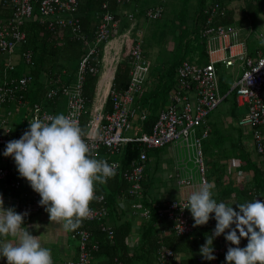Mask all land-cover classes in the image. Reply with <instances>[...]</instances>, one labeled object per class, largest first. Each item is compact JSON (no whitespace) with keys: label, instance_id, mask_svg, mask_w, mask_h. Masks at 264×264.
Masks as SVG:
<instances>
[{"label":"built area","instance_id":"built-area-1","mask_svg":"<svg viewBox=\"0 0 264 264\" xmlns=\"http://www.w3.org/2000/svg\"><path fill=\"white\" fill-rule=\"evenodd\" d=\"M111 3L120 5L123 0H103L94 39L90 41L83 32L77 13L79 0L1 1V6L7 10L9 17L0 20V56L6 57L0 71V147H2L0 148V182H7L15 167L14 159L3 155L7 143L19 139L28 130L29 121L34 117L38 116L41 120L47 121L48 117L55 116L52 110L46 107V102L55 103V108L60 102H64V115L71 116L82 128L81 119L86 112L87 104L83 95V84L86 74H92L97 76V82L91 101L89 121L84 129L87 133L85 140L91 148L93 157L114 165L116 174L121 172L122 179L127 184L117 201V214L122 216L123 213L125 217L147 222L151 218L148 206L144 204V201H147V204L158 208L157 228L161 235L187 237L204 226H208L212 235L216 225L214 213L210 214L206 225L193 227L194 220L191 213L184 207L187 205L188 196L193 191H197L204 182H208L202 149V141L208 136L206 117L221 104L224 98L219 93L215 64L221 63L228 68L236 61L239 63L241 75L234 81L231 89L235 90L236 105L245 107L246 112L238 125L251 131L253 149L264 157V55L260 50H256V57L252 58L243 43L226 44L227 38L236 36L237 33L233 27L217 25L216 20L224 15L226 9L221 8L220 2L214 1L200 31V38L205 41L206 52L209 54L208 63L205 65L187 61L181 63L176 69V86L169 94L168 105L159 113L150 132H145L141 124L146 120L147 112L136 106L135 101L145 93L147 82L145 74L149 69L141 53V40L131 37L129 30L114 38L115 40L123 37L120 51L125 42L130 43L128 54L132 66L129 72V85L120 92L112 88L120 54L113 57L108 64L105 58L106 54L109 56L107 49L112 41L110 37L119 30L122 23L121 19L116 18L111 12ZM36 11L41 26L48 31L56 32L57 35L70 32L71 40L83 44L86 54L78 64L73 81L65 83L57 77L48 82V90L44 93L42 101L34 103L30 109L27 127L17 133L18 129L9 125V118L12 116V109L26 106L24 94L32 84L33 77L26 71L21 75H16L15 72L22 65L30 66L33 61V52L20 50V47L26 43V28L30 22L36 20L34 16ZM121 14L127 21L133 19L132 13ZM144 17L148 21L161 19L162 7L148 8ZM257 40L264 45V33H260ZM214 41L219 43L217 50L211 48V43ZM105 72H109V78L101 85ZM108 99L112 104V110L110 113H105ZM135 126L136 131L133 135H127ZM127 143L138 144L140 154L128 168H121L120 161L112 158L119 156L121 148ZM165 147L172 149L173 156L178 155V159H175L178 165L170 174L177 193L162 202L160 207L159 202L162 199L155 200L152 196H144L142 184L148 169L147 152ZM101 151H104L103 155L100 154ZM188 163H191L193 168L187 167ZM8 186L21 192L20 200H17L14 208L17 213H27L24 220L43 212L44 207L39 204V194L31 189L25 179H14ZM95 195L98 206H90V215L83 220L104 222L101 230L108 240H112V226L106 223L109 211L105 205V197L97 195L96 192ZM248 198V202L255 199L264 201V195L251 192ZM214 199L218 203L231 204L230 200L226 202L216 197ZM228 231L229 229H226L225 233L213 239L214 260L204 259L200 251L196 255L186 256L163 246L156 253V264H175L182 256L193 257L195 264H226L227 249L234 247L225 240ZM74 236L77 241L76 258L64 263L53 262V264H90L93 253L97 250V244L90 243L91 232L85 228H78ZM126 242L128 244V240ZM246 245L247 242L240 241L239 247L243 248Z\"/></svg>","mask_w":264,"mask_h":264},{"label":"trees","instance_id":"trees-1","mask_svg":"<svg viewBox=\"0 0 264 264\" xmlns=\"http://www.w3.org/2000/svg\"><path fill=\"white\" fill-rule=\"evenodd\" d=\"M80 6L78 9V15L83 32L86 34L87 38L92 41L94 39V32L96 30L98 20L101 12V4L103 0H79ZM214 1L220 2L221 8H225L226 11L224 15L216 20L217 25H222L224 27H232L235 20V12L229 9L227 4L231 0H195L192 14L186 15L188 12V0H173L169 3L166 0H123V3L118 5L115 3L110 4L111 12L116 16V18L121 19V27L117 32L112 33L110 39L112 40L108 46L106 54L107 64L112 60L113 57L119 55L121 46L123 43V37L113 40L117 35H121L126 31H130V36L135 38L136 32L141 30L142 25L139 22L138 14L144 16L145 11L148 8L162 7V17L164 16V11L169 5L171 8H175V15H177L179 20H182L180 25L183 29L180 30L175 38L179 40L177 44V54L169 59L165 60L163 63L162 72L151 70L150 80H147L145 86V93L141 98L135 101V105L144 109L147 112V118L142 122V128L145 132H150L154 122L156 121L159 113L166 108L168 105V97L176 86L175 74L176 69L181 65L182 62L187 61L193 64L205 65L207 64V54H206V44L205 41L200 38V31L202 30L206 18L208 16V10ZM243 4L241 5L242 14L247 19H256L260 13V7L262 5V0H241ZM180 6H182L180 8ZM191 7V5H189ZM165 8V9H164ZM0 9L3 14H0V20L9 17L7 10L3 9L0 3ZM178 9V10H177ZM177 10V11H176ZM122 12L132 13L133 19L127 21L121 14ZM191 13V12H190ZM1 16H4L1 18ZM36 18L35 21L30 22L27 25L26 33L27 39L26 43L20 47V50H31L34 54L33 61L28 67H19L15 74L21 75L25 71L31 77H33L32 84L28 87L24 94L26 106H27V117L30 113L32 105L36 102H40L43 99L44 93L48 90V82L52 79L60 77L65 83H70L75 79L76 70L80 60L85 56V47L83 44L77 41L71 40L70 32H65L64 34L48 31L46 28L41 26L38 22V13H34ZM141 16V15H140ZM161 17V19H162ZM145 18V17H144ZM146 19V18H145ZM158 19V20H161ZM147 20V19H146ZM153 20V22L158 21ZM148 21V20H147ZM185 26V29H184ZM140 39V38H138ZM176 40V41H177ZM126 44L120 54L119 62L115 69L114 79L112 82V88L116 91H124L129 85V72L132 66V61L129 59L128 49L126 50ZM130 44V43H129ZM128 44V45H129ZM264 45L258 46L256 50H260L264 55ZM256 50L250 52V57L256 56ZM143 58L144 54L141 49ZM220 65H216L215 70L218 75L219 93L223 98L222 102L226 103V108L229 112L230 121H209V115L206 117V125L208 126V136L202 141V149L204 153L205 168L207 171V180L211 183V178L215 174L214 168L217 171L226 175L229 180L230 187H226V182L224 180L223 189H216L217 193H214V197L220 201H229L233 208L236 207L235 204L248 202V195L251 192L257 195H264V157L257 154L253 149V144L251 147L247 145V137H244L246 133L251 131L247 128L240 127L238 125L239 120L244 116L246 108L241 110L240 107L236 105L235 90H231L232 87V77H224L219 73ZM226 71V70H225ZM227 72V71H226ZM106 76L102 78L101 85L104 84L107 78H109V72H105ZM97 76L92 74H86L84 84H83V95L86 98V112L82 117V128L83 130L87 126L90 115V107L92 97L94 95V90L96 87ZM221 102V103H222ZM55 103L46 102V107L49 110H54ZM217 109V108H216ZM112 110V104L110 100L106 102L105 113H110ZM27 121V120H26ZM22 129L17 130V133ZM252 140V138H251ZM2 148V147H0ZM157 150H150L147 152L148 163L147 172L142 184L143 194L146 197H150L149 189L153 186L155 180L152 178V174L155 175L157 170V156H150L149 152ZM101 155L104 151L100 152ZM140 154V147L136 143H127L121 148V153L118 156L121 163V168H128L133 160H136ZM177 154V153H176ZM219 158H217V157ZM114 156L112 159H115ZM222 160L219 163V159ZM178 155L173 156V168H175L178 163L176 160ZM116 160V159H115ZM229 162H235V167H230ZM191 163L187 164V167ZM16 168V166L14 167ZM189 168H193V165ZM224 168V171L221 170ZM13 173L7 182H0V196L16 195V198L20 200L19 191H15L8 186L9 182L14 179H24L19 176L17 169H13ZM173 170V169H172ZM172 172V171H171ZM168 179L173 181L170 178ZM233 175L240 176L241 182L238 184L234 183L235 178ZM219 178L215 180L219 183ZM174 183V181H173ZM215 185V183H214ZM127 184L122 179L121 172L116 174L114 177L109 178L105 184H96L95 192L97 195H103L105 197V205L108 208L109 217L119 221L124 216V221L121 223H116L112 226L113 229V239L108 240L104 232H102V223L98 222H86L82 221V225L79 228L88 229L91 232V244H97V250L93 253V256L101 260L106 261V264H156V253L161 247H167L172 249L178 254H192L196 255L205 243L206 236H211L208 230V226L199 228L193 232L190 236L176 238L169 235H161L157 228L158 218H157V207H152L144 201V204L148 206L151 218L147 222H141L140 231L137 236V245L132 249L127 244V239L132 234V219L119 216L116 212L117 201L121 194L124 192ZM168 189V187H166ZM176 188V185H175ZM171 189V188H170ZM170 189L166 193L170 192ZM177 189V188H176ZM214 191V190H213ZM154 199L160 200V207L165 200L169 199L170 196H153ZM154 200V202H156ZM157 200V203H158ZM157 205V206H159ZM91 207H96L98 204L95 200L90 203ZM139 221V220H135ZM75 231H72L74 234ZM242 242H247V239H241ZM175 264H195V259L193 257L186 258L181 257L179 261Z\"/></svg>","mask_w":264,"mask_h":264},{"label":"clouds","instance_id":"clouds-1","mask_svg":"<svg viewBox=\"0 0 264 264\" xmlns=\"http://www.w3.org/2000/svg\"><path fill=\"white\" fill-rule=\"evenodd\" d=\"M86 135L71 116L58 114L47 121L37 116L19 139L7 143L3 153L14 159L19 176L39 194L49 221L61 223L66 232L81 227L90 215V203L97 199L96 184H105L116 174L114 165L93 157ZM214 187L204 182L184 207L191 213L193 227L206 225L214 213L215 229L206 236L200 254L214 260L213 239L229 229L225 240L234 247L227 249L226 264H264V201L235 204L236 210L214 199ZM26 215L5 209L0 196V257L6 264H53L51 250L22 226ZM241 239H247L243 248Z\"/></svg>","mask_w":264,"mask_h":264},{"label":"rangeland","instance_id":"rangeland-1","mask_svg":"<svg viewBox=\"0 0 264 264\" xmlns=\"http://www.w3.org/2000/svg\"><path fill=\"white\" fill-rule=\"evenodd\" d=\"M163 1V0H160ZM169 3H171L173 0H166ZM262 2L264 3V0H262ZM189 5H191V7L188 5V12L186 15L192 14L193 12V7L195 0H188ZM243 4V1L241 0H231V2L229 4H227L229 9H232L235 12V20H236V26L242 24L245 21V18L242 14V10L241 9V5ZM182 6H180L181 8ZM165 9V8H164ZM260 13H259V17L256 19H247L246 23H247V30H243L241 32V37L246 41H248V46L250 48V51H252L253 49L256 50V48L258 46H263V42H261L260 40H257V37L260 35V33H264V6L261 5L260 7ZM178 10V9H177ZM176 10V11H177ZM175 8H171V6L169 5V7H167L164 11V16L162 17L161 20L158 21H147L144 16L142 14H138V19L140 24L142 25L141 30H139L138 32H136V34L134 35V37L140 38L141 40V49L143 51L144 54V59L146 62V66L149 70L146 71L145 77H146V81L150 80L152 77L150 76L151 74V70L152 72H154L153 69L157 68L156 71H159V73L162 72L163 67H165V64L163 63L165 60L169 59L170 57L175 56L178 52H177V42L179 40H177L175 38V35H177V33L182 30L183 28L180 27L183 26L181 23L182 20H179L177 15H175ZM191 12V13H190ZM141 15V16H140ZM190 16V15H189ZM185 29V26H184ZM249 33V35H248ZM177 40V41H176ZM129 44V42H127ZM128 44L126 45V50L129 48ZM264 49V48H262ZM121 54V51L120 53ZM256 57V56H255ZM254 56L252 58H255ZM6 57L0 56V71H1V67L3 62L5 61ZM24 66L22 65V68ZM219 73L221 75H223L224 77H228L230 76V72H226L223 70V68L219 69ZM239 75H241V71H239ZM218 76V75H217ZM147 85V84H146ZM145 85V86H146ZM61 103V102H60ZM64 103V102H63ZM27 109V106L24 107ZM59 110H61V106L59 108ZM24 109H21L19 114H13L11 122L15 124L16 129H24L27 127V121L22 120V114L24 113ZM60 114H63V112H61ZM229 112L226 108V103L222 102L217 109H215L212 113H210L209 115V121H217L221 122V121H226L227 123L230 121V117H229ZM11 123V124H12ZM136 131V126L133 128V130L129 131L127 133V135L131 136L133 135V133ZM150 156H156V154H158L157 158V170L158 172L155 173V175L152 174V178L153 180H155V182L153 183V186H151V188L149 189V194L150 197L152 196H156L159 198V195L155 194L156 189L159 188L160 192L162 194V196H166L163 192L167 191L166 186H168V190L170 189V187L172 189L175 188V183H173V181H171L170 179H168L169 173H171L172 169H173V153H172V149L170 147H165L163 149H159L157 152L151 151L149 152ZM217 157V156H216ZM219 158V157H217ZM116 160H119V157H115ZM222 160V158H220L218 161L220 163V161ZM223 164H224V160H222ZM235 162H229L230 167L233 166ZM191 166V164H190ZM189 166V167H190ZM165 170V171H164ZM215 170V174L212 176L211 178V183H215V187H214V193L216 192V189H223V184H224V180L226 182V187L229 188V180L227 177V168H225V172L226 175H224V172L219 173V171H217V168H214ZM222 171H224V168H221ZM234 183L238 184L239 182H241V177L237 176V175H233V178H235ZM219 178V183H216L215 180ZM176 190V189H174ZM173 190V191H174ZM172 192V191H170ZM108 220V219H107ZM106 220V223H107ZM122 221H124V217L122 219L119 218V221H117L118 223H121ZM116 222L114 220V218L110 219V223H108V225H115Z\"/></svg>","mask_w":264,"mask_h":264},{"label":"crops","instance_id":"crops-1","mask_svg":"<svg viewBox=\"0 0 264 264\" xmlns=\"http://www.w3.org/2000/svg\"><path fill=\"white\" fill-rule=\"evenodd\" d=\"M2 0H0L1 3ZM262 5L264 6V3L262 2ZM0 14H3V11H1L0 9ZM4 16H1V18ZM259 17V14L257 16V18ZM236 23H234V25L232 26L235 30L237 35L236 36H230L227 38V42L226 44H237V43H243L244 46L247 48V52L250 55V48L248 46V41H246V39L244 40L241 36V32L243 30H247V23L246 20L240 24L239 26L235 25ZM249 35V33H248ZM118 35L115 37L117 38ZM114 40V39H113ZM211 48L214 50H217L219 48V43H217L216 41H214L213 43H211ZM255 50V49H253ZM207 54V63L209 60V54L206 52ZM216 65H220V68H223V70L230 72V76L232 77V86L234 84V81L236 79L239 78V71H241V67L239 65V63L236 61L235 64L231 67H225L223 64L221 63H217ZM219 68V69H220ZM232 88V87H231ZM61 106V110H59ZM24 109V113L22 114V120L25 121L27 120V113H26V109L25 108H21V107H16L14 109H12V116L13 114H19L20 110ZM54 110H52V112L54 113V115H58L61 112H63L64 114V103L61 102L58 104L57 108H53ZM241 110H243V107H240ZM12 116H10L9 118V125L12 127H16L14 123L11 122ZM12 123V124H11ZM18 128V127H16ZM244 137H247V145L249 147H251V143L252 140L250 137V133H246L244 135ZM173 153V152H172ZM16 166V165H15ZM13 169H17V168H13ZM165 171V170H164ZM168 187V186H166ZM171 188V187H170ZM176 189V188H174ZM174 189H170V191H172V193H166L163 192L165 195L168 196H173L176 195V190ZM168 190V189H167ZM174 190V191H173ZM155 194L159 195L160 197L162 196L160 189L157 188ZM3 202H4V207L5 209L7 208H13L15 211L16 209L14 208V204L17 202L16 195H7V196H3ZM110 219H112V217H109V219L107 220V224L110 223ZM115 220V219H114ZM117 223V221H115ZM23 227H25L30 234L37 236V238L39 239L41 246L48 248L51 250V256H52V260L53 262L56 263H64L67 262L69 260H74L76 258L77 255V241L76 238L74 236V234L72 233V231L70 232H66L63 229V226L61 223H57L54 221H49V215L48 213L45 211V208L43 210V212L33 215L31 216L28 220H23ZM113 226V225H110ZM140 226H141V222L140 221H135L132 219V234L129 236L128 240V246L132 249L133 247H135L137 244V236H138V232L140 231ZM10 242H15L12 241L11 238H9ZM0 264H6V260L2 257H0ZM90 264H106V261L101 260L99 258H96L93 256V259L91 260Z\"/></svg>","mask_w":264,"mask_h":264},{"label":"bare ground","instance_id":"bare-ground-1","mask_svg":"<svg viewBox=\"0 0 264 264\" xmlns=\"http://www.w3.org/2000/svg\"><path fill=\"white\" fill-rule=\"evenodd\" d=\"M103 76H104V78H105L106 74H104ZM104 78H103V79H104Z\"/></svg>","mask_w":264,"mask_h":264},{"label":"water","instance_id":"water-1","mask_svg":"<svg viewBox=\"0 0 264 264\" xmlns=\"http://www.w3.org/2000/svg\"><path fill=\"white\" fill-rule=\"evenodd\" d=\"M232 90V89H231Z\"/></svg>","mask_w":264,"mask_h":264}]
</instances>
